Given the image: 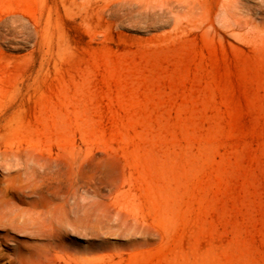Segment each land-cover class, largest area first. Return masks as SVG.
Listing matches in <instances>:
<instances>
[{"label":"rangeland","instance_id":"374dc122","mask_svg":"<svg viewBox=\"0 0 264 264\" xmlns=\"http://www.w3.org/2000/svg\"><path fill=\"white\" fill-rule=\"evenodd\" d=\"M0 264H264V0H0Z\"/></svg>","mask_w":264,"mask_h":264},{"label":"bare ground","instance_id":"6f19581e","mask_svg":"<svg viewBox=\"0 0 264 264\" xmlns=\"http://www.w3.org/2000/svg\"><path fill=\"white\" fill-rule=\"evenodd\" d=\"M10 10V9H9Z\"/></svg>","mask_w":264,"mask_h":264}]
</instances>
